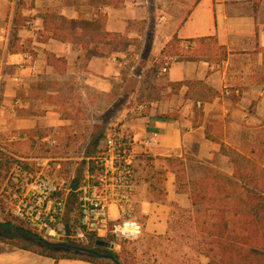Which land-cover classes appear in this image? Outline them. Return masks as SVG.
Returning <instances> with one entry per match:
<instances>
[{
  "label": "crops",
  "instance_id": "1",
  "mask_svg": "<svg viewBox=\"0 0 264 264\" xmlns=\"http://www.w3.org/2000/svg\"><path fill=\"white\" fill-rule=\"evenodd\" d=\"M50 15L70 20L101 18L103 24L95 32L98 37L78 27L77 40H58L54 30L45 26ZM14 28L17 47L26 48L34 60L25 69H9L11 78L0 102V144L6 147L17 142L11 140L12 135L39 138L44 131L74 125V118L64 112L77 107L72 104L75 96L82 98V110L107 111L117 104L130 81L137 82L131 93L138 95L146 79L144 71L136 72L132 63L137 62L134 56H141L139 48L149 47L151 57L146 58L144 69L156 64L160 70L164 50L174 37L193 40L187 49L182 44L186 52L208 49L198 38L216 37L218 45L226 47L227 57L221 62L203 56L174 62L159 77L167 84L161 98L143 102L147 104L143 113L135 112L140 102L120 107L124 115L119 127L133 138L136 153L132 208L144 230L167 234L177 211L194 209L190 193L178 191L168 158L185 160L188 187L193 182L190 161L208 169V176L211 172L232 176L229 158L206 136L208 126L212 135L241 150L264 136V0H122L102 5L92 0H0V55L10 51ZM105 31L126 37L127 48L116 49L114 43L100 38ZM177 82L189 85L174 92L169 83ZM195 83L199 84L196 88ZM198 97L211 98L203 105L202 122L194 110ZM152 133L158 134L157 144L148 147L145 143ZM82 169L73 170L71 182H79L81 173L87 172L86 162ZM157 171L165 172L160 185ZM155 184L162 195L152 191ZM111 214L113 218L119 215L115 207ZM201 256L208 264V258ZM0 264L95 263L56 262L0 242Z\"/></svg>",
  "mask_w": 264,
  "mask_h": 264
},
{
  "label": "trees",
  "instance_id": "2",
  "mask_svg": "<svg viewBox=\"0 0 264 264\" xmlns=\"http://www.w3.org/2000/svg\"><path fill=\"white\" fill-rule=\"evenodd\" d=\"M121 1L92 0V3L94 5L117 4ZM47 21L46 28L54 30L53 37L58 40L66 38L77 40L76 29L78 27H81L86 35L98 37L95 32L103 24L101 18L99 21L70 20L55 15L48 16ZM58 24H60L59 27H57ZM100 38L111 44L114 43L116 49H125L129 45V40L126 37L106 31ZM197 41L205 43L208 49L186 52L182 44L191 43L193 40L183 41L174 37L164 50L165 57L175 56L177 61H183L203 56L217 62H221L227 57L226 47L219 46L216 37L198 38ZM212 46L218 50L213 52ZM27 51L26 48L17 47L14 28L10 52ZM163 63L164 60L161 61V64ZM157 72L158 68L148 78L146 92L144 91L140 103L146 102L148 99L161 98V90L167 84L156 77ZM186 84L189 85V82L169 83L174 92H178ZM194 85L195 88L199 86L198 83ZM199 98L201 97L195 98L194 110L202 122L204 118L203 105L211 98L202 97L201 100ZM199 102H201L200 106H198ZM210 131L208 126L206 136L218 143L221 153L229 158L233 168L232 176L211 172L213 175L207 176L205 180L190 181L188 187V183L185 182V160L180 157L168 158V162L177 176L178 191L190 193L194 207L193 219L197 225L198 252L208 258V264H264V138L259 142L262 144L260 154L256 155V149L247 154L241 149L227 145L218 136L212 135ZM100 137L101 135L98 140ZM14 155L16 154L0 144V190L16 163L24 164L27 167H31L33 164V162L20 161ZM156 173L160 185L165 172L157 171ZM152 191L158 195L164 193L156 184L152 187ZM0 242L38 255L51 257L56 262L60 259H76L95 264H107L108 260L120 263L118 255L112 249L97 244L98 240H95L93 236L87 245H79L71 238L64 242H48L13 220L0 223Z\"/></svg>",
  "mask_w": 264,
  "mask_h": 264
},
{
  "label": "built area",
  "instance_id": "3",
  "mask_svg": "<svg viewBox=\"0 0 264 264\" xmlns=\"http://www.w3.org/2000/svg\"><path fill=\"white\" fill-rule=\"evenodd\" d=\"M191 43L184 44L187 49ZM34 60L31 53L0 55V102L4 87L11 78L9 69H20ZM177 61L175 56L164 58L160 74L168 72ZM19 81V76L12 77ZM147 104H139L135 112L140 114ZM157 133L146 140L148 147L157 144ZM29 137L11 136V140L25 141ZM49 140V139H48ZM55 142V141H53ZM18 160L30 162L31 167L16 163L0 190V223L13 220L25 229L48 242H63L68 238L79 245H87L91 236L95 240L130 241L143 235L144 226L135 217L132 196L135 191L137 173L134 140L122 127L111 129L104 141L103 149L95 156L85 158L87 172L78 182V189H71L69 196H60L61 184L49 174L52 157L26 158L14 155ZM61 167L57 165V169ZM112 207L118 217H112ZM67 208H71L70 220L66 223ZM70 228V236L66 227ZM113 243V242H112Z\"/></svg>",
  "mask_w": 264,
  "mask_h": 264
},
{
  "label": "rangeland",
  "instance_id": "4",
  "mask_svg": "<svg viewBox=\"0 0 264 264\" xmlns=\"http://www.w3.org/2000/svg\"><path fill=\"white\" fill-rule=\"evenodd\" d=\"M212 48H214L213 52L218 50L214 46ZM139 50L143 51H140L141 56H134L137 62L132 63L136 67V72L144 71V77L147 78L144 79V84L138 95L131 93V90L135 89L137 82L130 81L124 94L118 99L117 104L107 111L82 110L79 105L82 98L75 96L72 104H75L73 106H77L76 108L78 109L75 108L64 112V114L74 118V125H66L61 130L46 131V133L44 131L41 136L38 134L39 138L17 141L7 146L16 155L26 158L52 157L54 160L51 163L52 170L49 174L61 184L60 196L73 198V194L68 192L72 177L75 175L73 170L82 169L83 162H85L84 158L95 156L103 149L105 138L110 129L119 127L120 120L123 118L124 111L120 107L138 103L143 93H145L146 82L154 70L158 68V65L155 64L150 69L145 70L146 58L150 56L149 47L145 46L139 48ZM160 72L161 69L158 70L156 77L159 78L161 76ZM100 135L103 142L101 147H99L100 142L98 141ZM44 136L47 139L43 141L41 138ZM263 138L264 136L259 137L257 142L244 144L242 150L249 154L251 150L256 149V155L260 154L262 144L259 142ZM190 163L191 180H205L208 176V169L196 162L190 161ZM58 164L61 165L59 169H57ZM79 177L81 179L82 173ZM70 209L67 208L64 220L66 223L70 220ZM177 213L178 216L174 217L172 222H170L167 234L159 235L144 230L143 235L135 240L122 242L112 239H110L112 241L107 240L115 244V248L112 251L118 255L119 264H204V262H207L206 258L202 257L198 252L197 225L193 219L194 213L180 210ZM106 263L117 264L113 260H108Z\"/></svg>",
  "mask_w": 264,
  "mask_h": 264
},
{
  "label": "water",
  "instance_id": "5",
  "mask_svg": "<svg viewBox=\"0 0 264 264\" xmlns=\"http://www.w3.org/2000/svg\"><path fill=\"white\" fill-rule=\"evenodd\" d=\"M71 189L73 191H76L78 189V181H77V179H74L72 181ZM66 234H67V236H70V228H69V226L66 227ZM97 244H99L101 246L108 247L110 249H114L115 248V244L114 243L108 242L106 240H98Z\"/></svg>",
  "mask_w": 264,
  "mask_h": 264
}]
</instances>
